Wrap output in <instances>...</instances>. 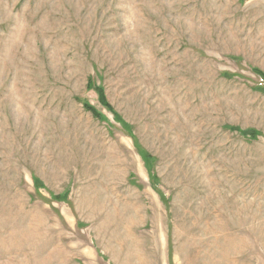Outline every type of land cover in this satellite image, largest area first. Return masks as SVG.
<instances>
[{"label":"rangeland","instance_id":"374dc122","mask_svg":"<svg viewBox=\"0 0 264 264\" xmlns=\"http://www.w3.org/2000/svg\"><path fill=\"white\" fill-rule=\"evenodd\" d=\"M0 264H264V0H0Z\"/></svg>","mask_w":264,"mask_h":264},{"label":"trees","instance_id":"16d2710c","mask_svg":"<svg viewBox=\"0 0 264 264\" xmlns=\"http://www.w3.org/2000/svg\"><path fill=\"white\" fill-rule=\"evenodd\" d=\"M97 92H98V94H99V96H100L101 101H102V102H107V101H106V98H105V93H104L103 89L99 87V88L97 89ZM88 108H89L91 111H93V113H95V115L98 114L97 111H96L93 107H91L90 105L88 106Z\"/></svg>","mask_w":264,"mask_h":264}]
</instances>
